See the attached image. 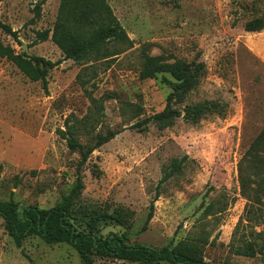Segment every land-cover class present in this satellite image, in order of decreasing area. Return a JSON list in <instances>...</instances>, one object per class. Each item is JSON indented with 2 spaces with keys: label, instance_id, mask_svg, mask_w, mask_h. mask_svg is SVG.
I'll return each mask as SVG.
<instances>
[{
  "label": "rangeland",
  "instance_id": "1",
  "mask_svg": "<svg viewBox=\"0 0 264 264\" xmlns=\"http://www.w3.org/2000/svg\"><path fill=\"white\" fill-rule=\"evenodd\" d=\"M132 47L105 63L80 66L63 61L49 39L61 0H0V23L17 33L18 43L0 27V41L27 57L61 64L46 74V86L31 82L0 59V201L49 210L75 184L79 154L57 136L69 115H87L90 97L114 95L103 103L97 132H120L94 151L81 168L84 190L71 209L79 232L103 214L120 220L99 229L101 238L129 234L128 244L160 249L202 234L207 264H264V253L239 256L238 247L264 235V202L257 180L243 194L240 165L249 174L247 152L264 129V30L244 25L264 17V0H104ZM144 57L164 64H202L201 76L185 100L173 105L181 115L198 105L213 109L194 124L177 118L160 128L133 126L161 112L175 81L167 74L140 80ZM93 67H90V66ZM86 68L85 73L82 71ZM79 78L82 79L81 85ZM126 106L141 108L136 115ZM84 144V141L81 140ZM179 172L160 181L173 162ZM94 168L98 177L92 175ZM157 196V197H156ZM156 200V201H155ZM152 206V219L137 234ZM260 243V241H257ZM0 264H82L68 245H46L37 237L17 248L0 219ZM94 264H132L95 258Z\"/></svg>",
  "mask_w": 264,
  "mask_h": 264
},
{
  "label": "trees",
  "instance_id": "2",
  "mask_svg": "<svg viewBox=\"0 0 264 264\" xmlns=\"http://www.w3.org/2000/svg\"><path fill=\"white\" fill-rule=\"evenodd\" d=\"M0 27L6 36L18 43L16 32L1 23ZM263 30L264 17L254 18L244 25L246 33H259ZM50 33L51 42L63 54V61L69 60L80 66L96 63L109 65L115 57L132 47V42L128 39L125 30L104 0H61L52 31L38 33L34 43L47 41ZM0 59L11 62L29 81L41 82L43 87L46 86L47 72L61 64V61L51 62L40 57L29 58L24 53L17 54L1 41ZM92 65L90 67H93ZM90 69L92 70V68H86L82 73ZM202 69V64H185L181 61L164 64L159 58L144 57L138 74L140 80H150L158 75L167 74L175 81V84L172 93L166 98L164 109L133 127L145 130L148 124L153 123L163 128L172 125L177 118L196 124L201 117L210 113L213 109L210 104L187 109L184 115L173 108V105L182 103L186 95L195 88ZM92 73L94 74V69ZM79 81L83 85L81 78ZM89 99L91 107L87 115L81 118L69 115L64 120L63 129L56 132L59 139L65 142L66 148L71 152H77L80 157L75 173V184L70 193L62 199L60 204L49 210L26 207L19 211L13 203L0 201V219L13 244L21 248L26 239L37 237L46 245H68L77 253L82 264H94L95 258L132 264H207L202 258V247L208 243L204 234L177 246L167 245L160 249H151L143 245H129V234L101 238L99 229L107 227L109 222L114 221L121 225L120 220H114L106 214L90 220L85 232L75 229L70 214L74 202L80 198L84 190L80 175L81 168L94 151L120 134L118 131L97 132L103 119V103L117 99L115 94L104 95L99 99L91 97ZM123 105L125 108H131L136 115L140 114L139 106ZM184 162L185 158L173 162L170 172L160 181V184L179 172ZM243 162L250 171L249 174H245L240 165L239 179L243 194L248 190L249 182L253 178L258 182L259 190L256 194L260 195L264 202V129L248 150L247 158ZM91 173L94 177L99 176L97 168H94ZM152 210L151 206L144 225L137 234H142L146 230L152 219ZM255 238L242 247H238L236 253L244 257L262 255L264 235L257 234Z\"/></svg>",
  "mask_w": 264,
  "mask_h": 264
},
{
  "label": "water",
  "instance_id": "3",
  "mask_svg": "<svg viewBox=\"0 0 264 264\" xmlns=\"http://www.w3.org/2000/svg\"><path fill=\"white\" fill-rule=\"evenodd\" d=\"M21 48H22V50H23L24 53H27V48H26V46H22Z\"/></svg>",
  "mask_w": 264,
  "mask_h": 264
}]
</instances>
